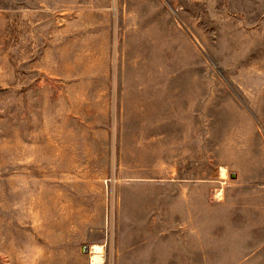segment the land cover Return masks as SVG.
<instances>
[{
  "label": "rangeland",
  "instance_id": "obj_1",
  "mask_svg": "<svg viewBox=\"0 0 264 264\" xmlns=\"http://www.w3.org/2000/svg\"><path fill=\"white\" fill-rule=\"evenodd\" d=\"M102 262L264 264V0H0V264Z\"/></svg>",
  "mask_w": 264,
  "mask_h": 264
},
{
  "label": "bare ground",
  "instance_id": "obj_2",
  "mask_svg": "<svg viewBox=\"0 0 264 264\" xmlns=\"http://www.w3.org/2000/svg\"><path fill=\"white\" fill-rule=\"evenodd\" d=\"M224 169H225V168H224ZM224 169L222 170V171H223V172H222L223 175H225V171H224ZM91 253L94 254V255L97 254V256H95V258H94L95 261H100V260H101V258H100L101 248H100V247H97V246L92 247V249H91ZM98 263H99V262H98ZM101 264H103V262H102Z\"/></svg>",
  "mask_w": 264,
  "mask_h": 264
},
{
  "label": "water",
  "instance_id": "obj_3",
  "mask_svg": "<svg viewBox=\"0 0 264 264\" xmlns=\"http://www.w3.org/2000/svg\"><path fill=\"white\" fill-rule=\"evenodd\" d=\"M232 178H233V179H234V178H236V175H235V174H233V175H232Z\"/></svg>",
  "mask_w": 264,
  "mask_h": 264
}]
</instances>
